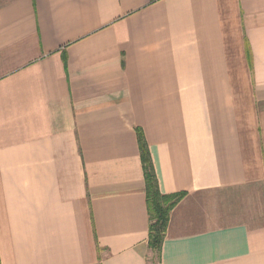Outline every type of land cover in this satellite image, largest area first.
<instances>
[{"label":"crops","instance_id":"crops-1","mask_svg":"<svg viewBox=\"0 0 264 264\" xmlns=\"http://www.w3.org/2000/svg\"><path fill=\"white\" fill-rule=\"evenodd\" d=\"M137 131L158 264H264V0H0V264H149Z\"/></svg>","mask_w":264,"mask_h":264},{"label":"trees","instance_id":"trees-1","mask_svg":"<svg viewBox=\"0 0 264 264\" xmlns=\"http://www.w3.org/2000/svg\"><path fill=\"white\" fill-rule=\"evenodd\" d=\"M137 135L144 172L146 205L149 218L148 247L158 260L170 213L182 200L184 194L162 195L160 193L143 136L140 131H137Z\"/></svg>","mask_w":264,"mask_h":264},{"label":"rangeland","instance_id":"rangeland-1","mask_svg":"<svg viewBox=\"0 0 264 264\" xmlns=\"http://www.w3.org/2000/svg\"><path fill=\"white\" fill-rule=\"evenodd\" d=\"M149 264H158V260L154 257L152 252L151 255H149Z\"/></svg>","mask_w":264,"mask_h":264}]
</instances>
